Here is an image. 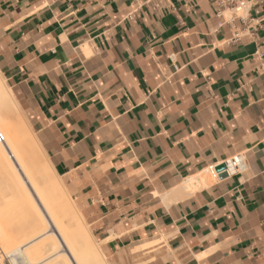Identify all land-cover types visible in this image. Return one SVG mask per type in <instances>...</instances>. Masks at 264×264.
Here are the masks:
<instances>
[{"label":"crops","instance_id":"0c3cea01","mask_svg":"<svg viewBox=\"0 0 264 264\" xmlns=\"http://www.w3.org/2000/svg\"><path fill=\"white\" fill-rule=\"evenodd\" d=\"M216 11L0 0V74L90 234L85 261L264 264V0L245 22ZM231 158L245 169L214 178ZM59 243L38 264H79Z\"/></svg>","mask_w":264,"mask_h":264},{"label":"bare ground","instance_id":"6f19581e","mask_svg":"<svg viewBox=\"0 0 264 264\" xmlns=\"http://www.w3.org/2000/svg\"><path fill=\"white\" fill-rule=\"evenodd\" d=\"M11 109L20 112L10 89H8L0 74V132L5 138V142L0 143V164L3 166V174L11 181L7 184L11 195L6 202L10 206L7 208L8 214H5V212L4 214L5 217H8L10 231L14 230L11 222L14 223L13 220L20 216L21 212L23 215L25 212H34L29 217L36 221L33 224L34 230L30 231L29 234L21 232L22 235L20 234L19 238L13 234L14 238H12V235L9 236L8 233L13 232H7L4 226L0 224V240L23 243L17 249L8 252L6 258H10L12 264H38L44 257L43 250L50 246L53 251H56L60 247L59 242H64L79 264H90L79 255L82 251L81 244L92 242L88 230L82 224L58 182L52 178L53 174L48 162L44 159V165L46 166L43 165L42 167L43 162L39 161L41 158H37V154L34 155L31 152L32 150H38V154L41 155L42 153L35 139L29 134L31 131L29 129L27 131L25 126L11 120L9 117ZM41 167L43 169L44 167L47 168L43 170ZM228 175L230 176V174ZM194 183L195 179H192L187 183L186 188H194ZM201 183L203 184V182ZM196 184L198 183L196 182ZM204 184L207 185L205 181ZM31 189L35 195L31 192ZM38 201L43 205L46 214H43L37 203ZM52 205L55 208H52ZM25 207L28 208V211L23 210ZM65 220H67V226L64 224ZM50 225L55 228L56 235L51 232L47 233ZM44 238L48 239V242H40L41 244H39V241ZM49 239L51 242H49ZM17 258L20 259V262Z\"/></svg>","mask_w":264,"mask_h":264},{"label":"rangeland","instance_id":"374dc122","mask_svg":"<svg viewBox=\"0 0 264 264\" xmlns=\"http://www.w3.org/2000/svg\"><path fill=\"white\" fill-rule=\"evenodd\" d=\"M5 84H6V82H5ZM7 85V84H6ZM8 87V86H7ZM8 89H9V87H8ZM11 91V90H10ZM12 93V92H11ZM13 95V94H12ZM15 100V99H14ZM15 104L17 105V103L15 102ZM12 107V106H11ZM17 107H18V105H17ZM18 109H19V107H18ZM19 111H20V109H19ZM20 113V114H19ZM9 117L11 118V120H13V122L15 121V122H17V123H20V124H22L23 126H25V129L28 131V129H29V127H28V124H27V122L25 121V119L23 118V116L21 115V111L20 112H16L15 111V109H11L10 110V113H9ZM19 117V118H18ZM15 118V119H14ZM19 121V122H18ZM20 121H22V122H20ZM24 122V123H23ZM30 130V129H29ZM29 134H31V132L29 133ZM31 136L33 137V135L31 134ZM34 138V137H33ZM32 153H34V155H36L37 156V158H41V159H39V161L41 160V162H43L41 165H42V167H43V165H44V159L45 158H43L44 156H42L43 154L41 153V155H40V153L38 154V150H32L31 151ZM41 156V157H39V156ZM43 160V161H42ZM40 162V163H41ZM44 166H46V165H44ZM41 167V168H42ZM2 168H3V166H2V164H0V224L2 225V226H4V228H5V230L7 231V232H13V233H8V235L9 236H11L12 234L13 235H17L16 237H18L19 238V235L21 234L22 235V233L21 232H24V233H31L32 232V230H34L33 228H34V226H33V224H35L36 223V221H33L34 219L33 218H30L29 216H31V215H33L34 214V212H32V213H28V215H27V213L25 212L24 213V215L22 214V212H21V214H20V216H18L15 220H13V222L14 223H12L11 222V226H12V228L14 229L13 231L11 230L10 231V229H9V222H8V220H7V218L8 217H5L6 215L5 214H8V211H7V208H9V204H6V202H7V200H8V197L11 195V192H10V190H9V188H8V185L7 184H9L11 181L9 180V178L7 177V176H5V174H3V170H2ZM34 168V167H33ZM45 168H47V167H44V169ZM43 169V168H42ZM43 169V170H44ZM46 171V170H45ZM47 172V171H46ZM48 173V172H47ZM8 193V194H7ZM52 204H54V203H52ZM52 208H55V206L54 205H52ZM23 210L25 211V210H27L28 211V208H23ZM4 212H5V214H4ZM2 215H4V216H2ZM6 218V219H5ZM31 227L30 229L28 228V227ZM52 226V225H51ZM67 226V225H66ZM50 227V226H49ZM52 228H54V227H52ZM55 229V228H54ZM54 229L51 231V233H55V235H56V230L54 231ZM16 230V231H15ZM31 231V232H30ZM16 232V233H15ZM15 233V234H14ZM19 233V234H18ZM47 233H49V232H47ZM13 235H12V238H14L13 237ZM18 238H16V239H18ZM48 238H50L49 236H48ZM45 239V238H44ZM41 240V241H39V244H41L40 242H44V243H47L48 241V239H45V240ZM2 241V242H1ZM47 241V242H46ZM49 242H51V240L49 239ZM8 243V244H7ZM14 244H16V245H14ZM23 243H19V242H11L10 240H7L6 242L5 241H3V240H0V263H3L4 262V259H5V257H6V254H8V252L10 253V251L12 250H15V249H17V247H20L21 245H22ZM20 245V246H19ZM13 247H16V248H13ZM46 250V249H45ZM45 250H43L42 251V253L43 254H45ZM61 251L62 252H65L66 253V250L64 249V248H61ZM50 254H52V252L51 253H49L48 255H50ZM100 255L98 254V257H99ZM34 257V256H33ZM63 258H65V256H61V257H57V258H53L54 260H53V262H55V261H58V260H63ZM66 262H69L68 261V259L67 258H65L64 259ZM99 260H101V261H95V262H92V263H90V264H104V262H103V260L101 259V256H100V259ZM51 263V262H50ZM49 263V264H50Z\"/></svg>","mask_w":264,"mask_h":264},{"label":"built area","instance_id":"2783aa9c","mask_svg":"<svg viewBox=\"0 0 264 264\" xmlns=\"http://www.w3.org/2000/svg\"><path fill=\"white\" fill-rule=\"evenodd\" d=\"M254 0H214L216 5V19L222 24L233 23L236 20L245 22L246 16L251 9V4ZM227 14V15H226ZM4 135L0 132V143H4ZM225 170L222 173L236 174L242 172L245 169V164L239 158H231L226 160L223 164ZM217 167L210 168L211 175L214 178H218L221 172L216 171ZM20 262V259L17 258ZM0 264H12L10 258L4 259L3 263Z\"/></svg>","mask_w":264,"mask_h":264},{"label":"water","instance_id":"95a60500","mask_svg":"<svg viewBox=\"0 0 264 264\" xmlns=\"http://www.w3.org/2000/svg\"><path fill=\"white\" fill-rule=\"evenodd\" d=\"M224 170H225V167L223 165L217 167V169H216L217 172H222ZM226 176H227V174H223V176H221V178L226 177Z\"/></svg>","mask_w":264,"mask_h":264}]
</instances>
